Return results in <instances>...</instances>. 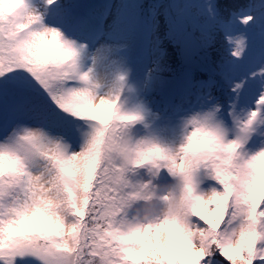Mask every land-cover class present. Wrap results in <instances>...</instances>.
<instances>
[{
    "label": "snow or ice",
    "instance_id": "snow-or-ice-1",
    "mask_svg": "<svg viewBox=\"0 0 264 264\" xmlns=\"http://www.w3.org/2000/svg\"><path fill=\"white\" fill-rule=\"evenodd\" d=\"M39 3L0 0V264H264V140L246 151L247 137L227 140L208 112L175 151L142 141L124 177L104 142L141 117L87 86L74 41L44 23L57 0ZM199 11L198 46L215 54L201 94L224 127L244 110L247 132L264 119V0H202ZM201 169L214 184L201 186ZM177 175L179 216L122 227L131 200Z\"/></svg>",
    "mask_w": 264,
    "mask_h": 264
},
{
    "label": "rangeland",
    "instance_id": "rangeland-1",
    "mask_svg": "<svg viewBox=\"0 0 264 264\" xmlns=\"http://www.w3.org/2000/svg\"><path fill=\"white\" fill-rule=\"evenodd\" d=\"M168 3H170L169 7ZM146 4L147 0L138 2L135 0H113L111 9L99 25L100 35L92 42L73 38L66 34L70 40L74 41L79 50L77 71L88 72L90 75L87 86L91 87L97 95L111 96L119 93L121 110L137 113L141 117L130 129L136 138L158 144L172 151L178 149L184 142L191 126L190 122L195 118L205 116L208 112H213V118L223 129L227 140L247 137L244 144L246 151L250 150L252 141L257 137L264 140V119L258 118L253 126L244 132L241 130L240 122L247 119V113L238 109L231 117L226 118L227 127H224V123L216 117L212 102L206 101L204 96L195 99L193 109H184V111H179L178 115L175 114L176 118H165L163 115L161 119H154L155 113L153 112L157 110L154 108L158 104H156V100H152L153 96H156L154 88L159 79L155 72L158 69L161 56L159 52L155 51L156 38L153 27L157 14L169 18L172 13V11L169 13V9L182 10L189 6L192 11H196L195 9L199 11V4L197 0H167V4L159 5L156 13H148L149 17L145 23L142 19L145 18ZM31 6L39 8V0H31ZM189 13L192 14L191 11ZM204 20L203 16L198 15L197 18L189 19L187 17L186 23L196 30L197 25L203 24ZM62 22L58 8L54 9L44 20L46 25L59 26L63 31ZM181 31H184L183 26L175 25L172 22L168 33L169 39L177 37ZM86 38L91 40L92 37L87 36ZM215 94L213 92V96ZM46 163L39 158L33 161L34 167L38 169ZM138 173L139 176L147 178L146 169H140ZM197 175L204 179L202 187L215 183L210 178H205L203 169L199 170ZM163 176L165 182L171 179L166 173Z\"/></svg>",
    "mask_w": 264,
    "mask_h": 264
},
{
    "label": "trees",
    "instance_id": "trees-1",
    "mask_svg": "<svg viewBox=\"0 0 264 264\" xmlns=\"http://www.w3.org/2000/svg\"><path fill=\"white\" fill-rule=\"evenodd\" d=\"M141 1V0H135ZM59 2V12L63 21V31L71 37L84 40V37H95L100 33L99 25L106 13L111 9L113 0H57ZM198 4L202 2L197 0ZM234 0H215L221 7H231ZM162 3L167 4V0H147L146 12L142 20L146 23L148 13H156L157 8ZM170 3H168L169 7ZM189 6L186 11H191V17L197 18L200 11H192ZM171 10V9H169ZM146 14V16H145ZM201 16V15H200ZM172 18H165L162 14H157L154 24V35L156 38L155 51L161 54L158 64L157 74L161 79L155 84L157 88L156 96L160 100V108L163 113L180 109L183 104L187 107L189 99L201 93L200 83L209 78L206 71L208 57L215 55L208 49H204V59L196 61L190 70H184L179 62L176 53V37L169 39L168 33L172 25ZM174 24V22H173ZM148 26V24H145ZM98 27V28H97ZM158 27V30L156 28ZM198 33V32H197Z\"/></svg>",
    "mask_w": 264,
    "mask_h": 264
},
{
    "label": "clouds",
    "instance_id": "clouds-1",
    "mask_svg": "<svg viewBox=\"0 0 264 264\" xmlns=\"http://www.w3.org/2000/svg\"><path fill=\"white\" fill-rule=\"evenodd\" d=\"M10 5H0V11H6ZM145 145L129 130L123 135H111L104 142V153L119 165L124 177L135 176L138 152ZM184 181L179 175L170 182L157 184L150 196L131 200L125 210L122 227L126 230L142 229L150 223L165 218L179 216L182 212Z\"/></svg>",
    "mask_w": 264,
    "mask_h": 264
},
{
    "label": "water",
    "instance_id": "water-1",
    "mask_svg": "<svg viewBox=\"0 0 264 264\" xmlns=\"http://www.w3.org/2000/svg\"><path fill=\"white\" fill-rule=\"evenodd\" d=\"M176 22H185V15L180 14L175 17ZM202 48L198 46V41L194 35L187 31L185 32L178 42V57L179 63L183 68L189 69L196 56L199 55Z\"/></svg>",
    "mask_w": 264,
    "mask_h": 264
}]
</instances>
